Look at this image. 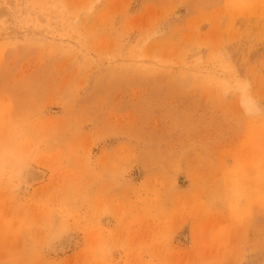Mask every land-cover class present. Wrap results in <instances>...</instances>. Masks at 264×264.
Wrapping results in <instances>:
<instances>
[{
  "label": "rangeland",
  "instance_id": "374dc122",
  "mask_svg": "<svg viewBox=\"0 0 264 264\" xmlns=\"http://www.w3.org/2000/svg\"><path fill=\"white\" fill-rule=\"evenodd\" d=\"M0 264H264V0H0Z\"/></svg>",
  "mask_w": 264,
  "mask_h": 264
},
{
  "label": "bare ground",
  "instance_id": "6f19581e",
  "mask_svg": "<svg viewBox=\"0 0 264 264\" xmlns=\"http://www.w3.org/2000/svg\"><path fill=\"white\" fill-rule=\"evenodd\" d=\"M249 112H251V111H249ZM45 178H46V173L41 168H33V169L30 170V173H29V182H30V185L31 186L32 185H37V184L43 183L44 180H45Z\"/></svg>",
  "mask_w": 264,
  "mask_h": 264
}]
</instances>
